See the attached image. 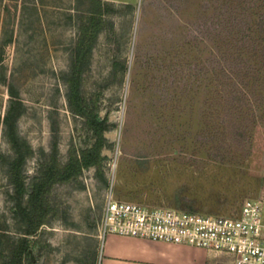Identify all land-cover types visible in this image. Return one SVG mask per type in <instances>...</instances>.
<instances>
[{
	"label": "rangeland",
	"instance_id": "obj_1",
	"mask_svg": "<svg viewBox=\"0 0 264 264\" xmlns=\"http://www.w3.org/2000/svg\"><path fill=\"white\" fill-rule=\"evenodd\" d=\"M101 2L80 84L106 118L99 165L27 214L42 165L93 140L63 82L88 4L0 0V264H97L108 193L209 214L264 198V0Z\"/></svg>",
	"mask_w": 264,
	"mask_h": 264
},
{
	"label": "built area",
	"instance_id": "obj_2",
	"mask_svg": "<svg viewBox=\"0 0 264 264\" xmlns=\"http://www.w3.org/2000/svg\"><path fill=\"white\" fill-rule=\"evenodd\" d=\"M102 235L187 244L228 264H264V198H246L232 214H209L105 196Z\"/></svg>",
	"mask_w": 264,
	"mask_h": 264
},
{
	"label": "trees",
	"instance_id": "obj_3",
	"mask_svg": "<svg viewBox=\"0 0 264 264\" xmlns=\"http://www.w3.org/2000/svg\"><path fill=\"white\" fill-rule=\"evenodd\" d=\"M85 1L88 4L86 8H76L78 11L77 32L70 51L68 67L63 76V82L66 85L65 97L68 108L82 117L83 123L92 133L93 140L88 145L69 150L63 163L57 162L51 156L42 165L39 174L34 176L28 192L27 214L35 211L42 191L49 184L54 181L68 180L76 176L83 167L99 165L101 159L100 149L103 144V130L106 127V118L97 115L94 99H88L81 93L80 84L82 72L89 62L91 47L102 26V2L101 0ZM259 26L260 30L264 32V19L260 21ZM259 56L261 62L264 63V49ZM262 83L264 84V79ZM235 98L237 97L235 96ZM16 165L11 164L9 168L12 170ZM12 182L18 188V177L13 178ZM34 228L35 226L31 225L25 230L30 232Z\"/></svg>",
	"mask_w": 264,
	"mask_h": 264
},
{
	"label": "crops",
	"instance_id": "obj_4",
	"mask_svg": "<svg viewBox=\"0 0 264 264\" xmlns=\"http://www.w3.org/2000/svg\"><path fill=\"white\" fill-rule=\"evenodd\" d=\"M224 260L192 245L105 233L97 264H228Z\"/></svg>",
	"mask_w": 264,
	"mask_h": 264
}]
</instances>
